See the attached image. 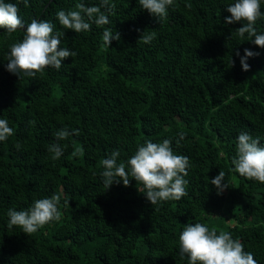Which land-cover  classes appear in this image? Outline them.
Masks as SVG:
<instances>
[{
    "label": "trees",
    "instance_id": "trees-1",
    "mask_svg": "<svg viewBox=\"0 0 264 264\" xmlns=\"http://www.w3.org/2000/svg\"><path fill=\"white\" fill-rule=\"evenodd\" d=\"M5 2L18 5L25 26L51 22L65 33L60 47L77 55L59 70L20 78L7 71V57L23 29L11 38L0 29V119L13 129L0 141V264H189L178 237L197 222L230 232L264 264V183L231 164L241 132L264 146V48L236 35L242 23H225L234 0H174L160 21L138 0H111L110 23L79 33L64 29L56 14L100 0ZM255 27L264 34V17ZM105 28L120 40L105 45ZM145 30L156 33L150 44L138 42ZM245 49L259 53L247 59L249 71L240 63ZM64 128L79 135L59 141L63 155L52 160L48 147ZM164 139L189 158L186 196L151 205L131 177L129 186L106 190L101 161L112 151L126 162L145 141ZM220 171L229 186L218 194L211 180ZM54 194L59 221L31 235L8 227V209Z\"/></svg>",
    "mask_w": 264,
    "mask_h": 264
},
{
    "label": "clouds",
    "instance_id": "clouds-1",
    "mask_svg": "<svg viewBox=\"0 0 264 264\" xmlns=\"http://www.w3.org/2000/svg\"><path fill=\"white\" fill-rule=\"evenodd\" d=\"M25 7L28 0H20ZM140 6L147 10L158 21L167 17L169 6L174 5V0H138ZM191 7V5H187ZM115 4L111 0H100V6H86L84 3L76 5V10H60L56 15L59 24L64 29L73 30L77 33L89 31L91 25L102 27L110 23L108 13H112ZM106 9L102 11L101 9ZM230 16L225 18V23L233 24L240 22L243 26L235 30L236 35L243 38L245 34L258 47L264 48V34H258L255 27L256 21L264 17L261 12V0H234L227 6ZM19 8L16 3H7L0 0V29L6 31L9 38L23 29L22 39H18L9 45L7 57V71L28 77H35L38 73L43 74L48 67L59 70L62 61L69 57H75L77 53L68 48H61V38L65 35L62 31H54L55 26L45 20L32 19L26 26L19 17ZM139 31V29L137 30ZM156 38L154 31L141 33L138 42L150 44ZM103 42L110 46L113 40H120L118 32L111 29L103 31ZM239 56V52L236 53ZM249 49L244 50V56L240 58L243 71H249L250 65L247 59L258 56ZM13 135V129L8 126L6 119H0V141L7 140ZM70 135H79V131L71 132L64 128L54 133L56 142L49 145L48 151L51 159H59L64 152V146L59 141L66 140ZM180 140L184 139V133L179 132ZM170 139L154 143L145 141L139 145L136 152L126 162H119L118 150L112 151L109 157L101 161L104 171L101 173L104 187L109 189L113 183L121 181L125 187L129 186L130 179L143 185L146 198L151 205L168 200H180L187 195L186 186L190 167L189 158L185 155L175 154ZM17 149L20 145H16ZM79 150L73 152L76 156ZM233 171L248 180L264 183V146L260 145V139L253 138L246 132L238 135L236 143V155L231 159ZM225 173L219 174L211 180V183L222 193L229 184L222 183ZM60 196L52 195L50 198L35 200L25 210L8 209V227L13 226L22 229L26 235L37 232L46 224L59 221L62 217L60 211ZM68 204V201H65ZM219 233V234H218ZM179 253L181 258L188 257L189 264H257L250 252L244 251V246L239 239H233L232 234L216 227L209 228L206 224L197 222L185 224L178 237Z\"/></svg>",
    "mask_w": 264,
    "mask_h": 264
},
{
    "label": "rangeland",
    "instance_id": "rangeland-1",
    "mask_svg": "<svg viewBox=\"0 0 264 264\" xmlns=\"http://www.w3.org/2000/svg\"><path fill=\"white\" fill-rule=\"evenodd\" d=\"M228 220V219H227Z\"/></svg>",
    "mask_w": 264,
    "mask_h": 264
}]
</instances>
